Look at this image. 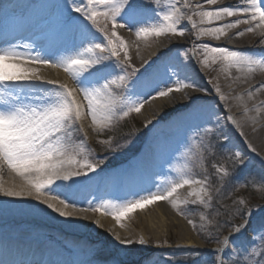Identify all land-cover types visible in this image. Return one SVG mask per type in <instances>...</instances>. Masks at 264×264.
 <instances>
[{
    "label": "snow or ice",
    "instance_id": "1",
    "mask_svg": "<svg viewBox=\"0 0 264 264\" xmlns=\"http://www.w3.org/2000/svg\"><path fill=\"white\" fill-rule=\"evenodd\" d=\"M203 2L216 7L205 10L197 4L192 8L185 5L183 0H176L167 8L161 7L158 0H71L70 3L66 0L64 12L58 19L64 38L54 49L50 50L43 44L0 42V169L6 164L26 182L18 188L0 185V193L5 197L23 198L32 197L35 192V199L47 208L60 216L72 217V212L57 207L48 199H42L41 193H57V199L60 196L70 199L83 182L90 179V173L98 175L100 164L94 162V157L90 159L92 149L87 144L83 119L90 118L92 127L102 133L131 113H139L153 92L156 93L153 99L184 92L185 102L180 104L184 115L180 125L185 127L186 133L175 152L183 148L188 154L196 153V159L202 160L203 157L192 144L193 140L199 142V148L207 152L212 149H218L221 153L232 150L231 168L213 165V170L220 181L238 184L239 174L246 167V159L231 144L228 131L229 128L238 130V124L230 113L220 115L219 107L213 102L217 97L210 99L205 94L207 89L197 86L191 73L193 70L196 73L201 71L197 66V48L205 53V64L210 52L213 60H221L228 69L251 68L253 64L264 67V53L251 56L229 47H213L210 43L193 45L191 50L181 45L175 51L168 49L162 52L155 60L145 61L147 66L141 71L131 63L129 45L117 31L134 30L137 37L145 38L162 35L183 37L187 25L196 29L197 38L212 36L219 40L227 35L226 29L248 24V27L235 33L236 36H243L245 32L254 31L252 22H257V26L264 24V0H246L244 4L226 6L217 5V0ZM181 8L190 10L193 15L198 14L201 21L206 18L209 23L225 17L235 19L219 27L197 28L192 15L186 16ZM68 12L79 15L70 17ZM261 43L264 44V40ZM181 48L184 50L181 51ZM25 64L31 66L25 67ZM40 66L63 68L75 86L45 79L39 74ZM189 89L191 91H187ZM261 90H264V82L250 89L249 96L252 91ZM214 91L219 94L220 88L216 87ZM218 99L226 98L219 95ZM73 133L79 134V142L73 139ZM188 133L194 135L189 136ZM239 134L243 136V132ZM131 135L126 133L119 140L108 138L98 142L108 145L109 153H114L130 143ZM213 139L216 143L210 145ZM121 140L125 143H121ZM248 147L256 151L251 144ZM175 152L165 161V166L172 165ZM260 159L264 164V156ZM173 171L174 177L161 183L156 177L165 175L162 167L153 177L148 191L129 193L117 198L120 200L118 203L111 199L97 201L94 198L87 201L88 206L94 212L113 216L119 223L137 209L156 201L168 200L178 189L195 184L200 187L190 193L195 197L190 203L204 208L212 207L213 193L208 191L210 185L207 179L203 182L190 179L186 164L175 167ZM261 180H264V173ZM7 203L4 201V204ZM184 203L188 204L189 201L185 200ZM237 203L243 204V201ZM172 204L177 207L178 201L173 199ZM67 206L65 203V208ZM34 207L39 210L38 206ZM260 213L258 221L253 224L252 219L256 215L254 209H238L237 214L247 217V222L232 224V231L227 235H223V225L215 226L220 246L212 250L211 264H248V257L252 255H257L255 264H264V251L257 254L254 247L260 243L256 233L264 231V206H261ZM95 223L99 225V221ZM229 223L230 220L224 221L225 225ZM114 240L120 244L133 243L131 240H121L119 234L114 236ZM139 243H145L143 238Z\"/></svg>",
    "mask_w": 264,
    "mask_h": 264
},
{
    "label": "rangeland",
    "instance_id": "2",
    "mask_svg": "<svg viewBox=\"0 0 264 264\" xmlns=\"http://www.w3.org/2000/svg\"><path fill=\"white\" fill-rule=\"evenodd\" d=\"M13 1L16 2L17 0ZM67 2L70 3L71 0H67ZM65 3L66 0H21L20 5L26 6V9L28 8L26 12V21L34 23L44 18L49 21L48 24L45 25L44 35L48 34L45 37V43L47 42L46 45L50 50L58 46L64 38V34L61 32L58 24V19L64 12ZM158 3L162 7V5L166 3V0H158ZM219 4L220 2H217V5ZM67 14L70 17L79 15L75 12H68ZM13 23L14 20L11 19L10 24ZM17 23L18 21L15 24ZM7 26V22H4L1 28L4 29ZM125 32H127V35L130 34V37L133 36V41H135V43L140 46L144 45L142 38L137 37L135 32H128V30ZM246 37L254 38V35L248 33ZM127 40L128 45L131 46L128 37ZM201 40L211 41L212 39H208L206 36H200L195 41ZM252 43L249 44L248 47H253ZM229 44H231V42H229ZM134 52L136 54V50ZM243 52L251 56H259L262 53L257 49L245 50ZM139 54L140 53L137 52L136 56H139ZM197 55L198 52H196V56ZM131 63L137 68H141V71L147 66L135 63L132 58ZM251 68L258 69L259 65L253 64ZM214 69L217 72V68ZM152 96H155V94ZM256 110L258 111V108H256ZM254 112L256 111L254 110ZM139 113H131L128 117L114 124L111 129L105 130L102 133H98L94 128L91 132L92 135H90L84 130L87 134V144L90 145L92 149V157H90V159L94 157V162L99 163L100 167V161L103 159L100 157L98 151H108V145L100 144L98 141L108 138L119 140L126 133H131L132 135L130 137V143H127L126 147L117 149L114 153H111L105 158V160L110 159V161L113 162V166L110 164L109 167L102 168L103 171L101 172H99L100 168L99 170L97 169L98 175L89 174L90 179L84 181L82 187L78 190L80 195L79 198L82 197L87 205V201L93 200L94 198L97 201L108 200V187L112 180L115 181L116 187L121 186L120 194H118V197L116 196L113 198L114 202L117 203L120 202L117 198L125 197L129 193H133L130 189H146L150 181L144 186H142L139 181V168L144 172V167L139 155L148 145H152L161 146L158 151L159 160L156 159L155 163L160 165L158 172H160L163 167L165 175H160L158 177L159 182L163 183L172 179L175 175L173 169L186 164L189 169L190 179L200 180L202 182L207 179L210 185L208 191L213 193L212 207L204 208L202 205L190 203V201L195 199L190 193L193 189L199 190L200 185H185L183 188L179 189L180 192L177 191L174 193L172 198L154 202L153 210L145 213V217L152 215L155 217L156 222H158V224H156L158 235H160L158 238L151 237V233L148 231L147 236L142 233L141 226L138 222L141 220L137 221L134 216L136 210L120 221L121 223L127 224V227L131 228L132 231L135 229L132 232V234H134L131 240L133 243L122 244L116 249H112L109 243L99 234L91 232L88 228L89 231H87L86 227H84L83 231L87 232L80 231V233H72L47 223V221H36L27 217L10 218L11 223L14 224L12 228L23 227L17 230L20 236L26 234L25 236H29L32 242H43L44 248L49 249L46 250L47 253H50L51 250L54 249L56 253L62 256V260L71 264H117V262L118 264H211L212 250L220 246L219 243L214 244V242L217 241L215 228L217 224L223 225V233H225L232 228V224L245 223L247 217L237 214L238 209L242 210L243 208L254 209L256 215L252 219L254 220L253 224L258 221L261 215L260 208L264 206V180H261V174L264 173V164L261 163L260 153H258V155L256 152H251L246 145H243L242 149L236 146L234 143L237 142V139L235 140L229 133L231 136V144L235 146L236 150H239L245 155L246 167L239 174L238 184L220 181L218 179V174L213 170V165L217 167L227 166L230 169L232 164V150L221 153L218 149H212L211 152H207L199 148V142L193 140L192 144L203 157L202 160L196 159V153L188 154L183 148H181L179 152H175V149L178 144L183 141L186 133L185 127L180 125L181 117L184 115L183 108L161 117L158 122L152 124L146 123ZM88 119L91 122L90 118ZM238 119H240V117H238ZM257 125L259 126L256 121L250 122V126L253 128L254 126L257 127ZM178 127L180 128L179 131H177ZM75 134L76 135H73V139L79 142V134ZM256 134L257 133L249 140L252 143H264V138L262 142L261 138H259V136L257 137ZM188 135L193 136L194 134L188 133ZM121 143H125V141L121 140ZM214 143H216L214 139L210 141V145ZM113 147H115V144H113ZM136 148L141 152L139 151V153H137L138 155L128 157V152L130 150L134 151ZM161 152L163 155H161ZM174 152L175 156L172 165L165 166V161H167ZM217 190H219L218 195ZM53 195L57 196L58 194L54 193ZM61 198L62 196L59 197V199ZM173 199L178 201L177 207L173 206ZM185 200H188L189 203L185 204ZM237 201H243V204H239ZM160 204H163V206L170 211L172 216L174 215V217L177 216L184 220L192 233L193 240H195L198 246L184 245L186 243L181 241L182 239L179 237L180 234H178V230H180L178 229L179 224H170L168 229H166L165 224L157 220L160 216L159 213H157ZM78 208L88 214L90 212H98L92 211L89 207ZM224 209L228 211H224ZM205 217L206 219H204ZM128 220L133 223V225H131ZM225 220H230L231 223L225 225ZM190 221L192 223H190ZM193 223L196 225L195 227H193ZM256 236L258 241H260V243L254 246L258 254L264 251V231L257 232ZM141 238L145 241L144 244L139 243ZM100 252H104V255L99 256L98 254H100ZM98 257L100 259H96ZM256 259L257 255L249 256L248 264H255Z\"/></svg>",
    "mask_w": 264,
    "mask_h": 264
},
{
    "label": "bare ground",
    "instance_id": "3",
    "mask_svg": "<svg viewBox=\"0 0 264 264\" xmlns=\"http://www.w3.org/2000/svg\"><path fill=\"white\" fill-rule=\"evenodd\" d=\"M3 0H0L2 2ZM7 3H0V11L5 10L8 15L13 13V9L11 8L10 2L13 0H4ZM185 5H190L192 8H195L197 4H200L201 7L205 10H211L216 7V5H207L203 2V0H183ZM220 2L219 5L226 6L229 4H244L246 0H217ZM176 3V0H166V3L162 5L163 8L169 7V5ZM2 5H5L7 8L4 9ZM179 6V5H178ZM181 11L185 13V15H192V19L196 21L197 28H210V27H219L222 24L230 23L234 21L235 17H225L221 21H213L209 23L206 18L201 21V17L197 15H193V13L188 10L185 11V8H181ZM16 16L19 17V20L22 18L23 9L15 11ZM14 13V14H15ZM242 19H247L246 17H241ZM45 19V18H44ZM42 22V21H41ZM40 22V23H41ZM33 25L32 28L37 30V32L31 33L34 38L40 39L41 35L39 30L42 31V26L44 24ZM252 26L254 31L245 32L243 36H236L235 33L238 30H243L248 27V24H241L239 28H230L226 29L227 35L222 36L219 40L214 39L212 36H206L208 39H212L211 41H195L197 39L196 29L190 28L186 25L185 35L183 37L174 36V35H162L160 37H141L142 41H144V45L140 46L139 44L133 41V36L130 37L127 32V29H117L121 36L124 37L126 41L127 37L130 40L131 46H129L130 57L135 63L144 64L145 61L155 60L157 56H160L162 52H166L168 49H172L175 51L178 46H186L188 49L192 48L193 45L200 43H210L213 47H229L233 50L245 51L251 49H257L260 52L264 53V44L261 43L264 40V24H260L257 26V22H252ZM129 32V31H128ZM132 32H135L134 30ZM252 33L254 38L246 37L247 34ZM21 37V36H20ZM25 35L21 38L25 39ZM199 38V37H198ZM140 39V38H139ZM7 41L5 38L2 42ZM219 41V42H216ZM254 41V42H253ZM231 42V44H229ZM253 42V43H252ZM234 43V47L232 45ZM253 44V47L249 46V44ZM137 52H139V56H136ZM184 49L181 48V51ZM191 50V49H189ZM198 52L197 61L198 67L201 69L200 73H196L194 70L191 73L193 78L195 79L197 86L203 87L207 89L205 93L210 99L214 96L217 97L213 102L217 104L220 108V115L223 116L225 113H230V115L235 119L238 124V130H233L231 128L228 129L229 133L237 139L238 146L242 149V146L246 145L247 148L249 144H251L252 148H255L256 154L260 153V157L264 156V143L255 142L252 143L249 139L257 133V137L261 138V141L264 138V90L261 91H252V95L249 96V90L254 89L255 86L259 85L261 82H264V67H260L258 69L249 68L245 66L243 69L236 68H224L226 64L219 59H212L211 53H207L208 55V63H204L205 53L202 52L199 48L196 49ZM159 63V61H157ZM31 65L25 64V67H29ZM202 67V68H201ZM214 68H217V72ZM224 68L223 72L222 69ZM215 71V72H214ZM39 74L47 80H56L59 82L67 83L70 87H74L73 80L62 68H53L51 66H40ZM220 88V93H215V88ZM243 88L241 94H237L235 89ZM191 91V89L187 90ZM156 95L155 92L151 94ZM223 95L226 99L219 100L218 96ZM151 96L147 97L144 107L140 111L141 118L146 123H154L158 122L161 117L166 116L171 112H176L181 110V103L185 102L184 92L174 93L168 97H156L153 99ZM179 101V103L177 102ZM258 106L263 107V113L256 110ZM254 110L256 112H254ZM240 117V119H238ZM261 122L257 127H251L250 122ZM83 129L92 135V131L94 127H92L91 122L88 118L83 119L82 121ZM240 132H243V136H240ZM263 142V141H262ZM251 150V148H249ZM251 152H253L251 150ZM253 152V153H255ZM144 162L148 163V161L143 159ZM144 163V165H146ZM150 163V162H149ZM153 169L146 170L142 172V176L138 173L139 181L142 186L146 185L150 180L152 183L151 177L158 173V168L160 167L157 164V167L153 164H149ZM159 177V176H158ZM157 180L159 181V179ZM25 180L23 177L19 176L17 173L11 171L7 168L6 164L0 169V185L3 187H19L22 184H25ZM152 185V184H151ZM151 187L148 185L146 189L135 188V192L138 193L141 190L148 191ZM34 191V190H33ZM177 191L180 192L178 189ZM54 193L42 192V199H48L51 203L55 204L57 207H60L66 211L72 212V217H64L60 216L59 213L54 212L52 209L47 208L46 205L40 203L35 199V192L32 197H5L2 193H0V264H71L62 260L59 253H56L54 249L51 250L50 253H47L43 246V243L40 241L32 242L29 236H25L26 234L20 236L18 229L23 227L12 228V224L10 218H32L33 220L38 221H47L52 225L60 229H65L72 233H77L83 231L84 227L88 228L91 232L99 234L105 241H107L112 249H116L122 244L116 242L114 240V236L119 234L121 240H132L134 234H132L131 228L127 227V224L117 222L114 217L110 215L102 214L101 212L97 213H86L85 211L80 210L78 207H86L85 200L79 198V192L76 191L72 198L66 199L62 196L61 199L55 198ZM139 198V197H137ZM4 201H7V204H4ZM26 201V202H23ZM61 201H65L67 204V208H65V203H61ZM38 206L39 210H36ZM90 208V207H89ZM154 204H150L143 209H137L134 213L135 218L141 221H138L142 233L147 236V231L151 233V237L158 238V231L156 229V219L154 216L145 217V213L153 210ZM159 217L157 220L162 224H165V228L168 229L170 224H176L179 226L178 234L182 239V242H185V246H198L195 243V240L192 238V233L189 227L186 225L182 218H177L172 216L170 211L160 204L158 207ZM95 221H99V225L95 223ZM127 221V220H126ZM129 221V220H128ZM123 222V221H122ZM130 222V221H129ZM247 222V221H246ZM245 222V223H246ZM253 222V220H252ZM43 223V222H42ZM21 224V223H18ZM131 225L133 223L130 222ZM88 225V227H87ZM122 225V226H121ZM138 225V223H137ZM87 229V231H89ZM83 231V232H87ZM30 249V250H28ZM37 256V258L34 257ZM61 259V260H60Z\"/></svg>",
    "mask_w": 264,
    "mask_h": 264
}]
</instances>
